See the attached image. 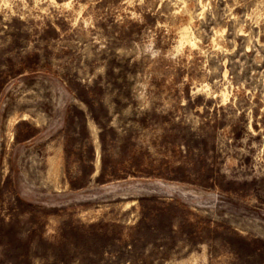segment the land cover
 <instances>
[{
  "label": "rangeland",
  "instance_id": "1",
  "mask_svg": "<svg viewBox=\"0 0 264 264\" xmlns=\"http://www.w3.org/2000/svg\"><path fill=\"white\" fill-rule=\"evenodd\" d=\"M0 264H264V0H0Z\"/></svg>",
  "mask_w": 264,
  "mask_h": 264
}]
</instances>
